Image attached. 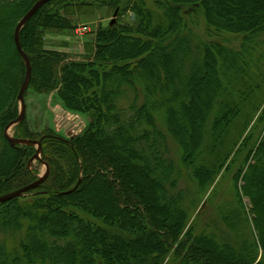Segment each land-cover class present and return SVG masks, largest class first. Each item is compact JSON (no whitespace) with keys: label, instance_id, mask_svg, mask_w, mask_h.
<instances>
[{"label":"trees","instance_id":"obj_1","mask_svg":"<svg viewBox=\"0 0 264 264\" xmlns=\"http://www.w3.org/2000/svg\"><path fill=\"white\" fill-rule=\"evenodd\" d=\"M36 1L0 0V196L37 180L27 168L37 148L12 144L4 136L5 127L18 117L17 95L25 75L13 33ZM81 1L50 0L19 32L20 47L30 63L25 92L33 89L47 94L58 89L65 108L86 115L89 121L73 139L49 130L35 134L26 127L25 117L16 126L14 139L40 141L38 162L47 166L48 174L26 196L1 203L15 205L14 217L9 223L3 221L7 227L0 230L11 228L17 245L8 255L5 241H0V264H123L118 251L143 252L151 248L144 241L149 237L156 240L153 246L157 249H147V253L158 258L165 255L181 234L189 211L177 190L180 167L190 169L196 195H201L236 146L233 141L238 136L235 132L223 139L229 143L225 154L215 149L218 142H208L217 113L233 105L238 117L242 103L254 102L244 111L243 124L259 108L262 87L257 91L254 81L264 87V65L262 55L254 52L264 45L263 14H227V6L217 0H151L153 8L146 0H110L106 6L113 9L125 4L118 18L130 11L134 21L99 28L91 44H85L83 60L46 50L44 33L70 35L76 29L69 15L74 8L89 5ZM194 4L190 12L194 17L188 22L180 6ZM197 13L204 21L206 41L190 26L196 24ZM174 60L178 69L172 71ZM201 73H210V78L205 77L210 95L202 106L192 99L196 76ZM179 81L186 92L183 101L178 97ZM178 108L182 118L176 114ZM180 122L193 125L187 145L177 128ZM172 145L180 152L177 167L165 150ZM211 147L215 157L207 152ZM234 156L238 167L231 174L233 201L243 225L248 219L242 199L250 201L252 228L264 250V105L256 126ZM78 181L72 192L62 194ZM142 187L150 190V198L144 196ZM28 195L31 199L26 201ZM19 200H24L22 205ZM173 214L179 219L175 224L170 222ZM203 246L183 261L187 257V263L195 264H245L217 253L213 245H206L205 250Z\"/></svg>","mask_w":264,"mask_h":264},{"label":"rangeland","instance_id":"obj_2","mask_svg":"<svg viewBox=\"0 0 264 264\" xmlns=\"http://www.w3.org/2000/svg\"><path fill=\"white\" fill-rule=\"evenodd\" d=\"M82 1H84V3H89V5L71 10L72 15H69V23L76 26V29L72 30L69 33L70 35H62L58 33L49 34L47 32L43 34L44 48L46 50H53L57 52L63 51L68 55L70 60H83L87 57L85 53V44H91V41H93L95 37V32L99 28L107 26L114 27L119 22L121 24L132 23L135 19L134 13L130 11H127L124 15H121L118 18L117 15L122 14V11L124 10L125 4L123 2L119 3L116 9H113L112 7L106 6V2L108 4V1L110 0ZM217 1H221L222 4L227 6V14L232 13V15L235 16L245 15L247 13L264 15V0L263 2L262 0ZM146 3L149 8H153L151 0H146ZM212 3L214 4V2ZM195 6V4L180 6L182 16L188 22L194 17L190 15V12ZM196 17V24H190V26L198 37L206 41L202 15L197 13ZM10 24L11 22H8V26H11ZM4 30H6V27ZM228 38L232 39V37ZM256 53L262 55V65H264V45L257 47L254 54ZM170 63L172 71L175 68L178 69V64L175 60L173 63ZM197 76V87L195 89L196 97L192 95V99L195 104L197 103L202 106L210 95V91L208 89L209 84L205 78H210V73H206V76H202V73ZM177 77H179V75H177ZM254 85L257 86L255 87L257 91L260 86L262 89L258 91L257 105L259 104V108L257 112H254L249 121L246 120L242 124L246 115L244 111L250 109L254 102H244L241 106L239 102L240 107L238 108L244 107V109L238 117L234 116L236 114L233 112L235 108L233 105H225L216 115L217 119L214 122L213 127L210 128V138H208V142H218L215 149H218L220 152L225 154V149L228 148L229 143L223 139H226L227 134L233 136L235 132L238 136L237 139L233 141L234 144L232 143L233 146H236L225 160V163L219 167V171L216 172L212 180L206 185L207 187L204 188L201 195H196V187L193 185L194 181L192 182L190 169L184 168L183 166L180 167L182 176H180L177 180V190L182 193V204L188 207L189 211L185 222L183 220L184 225L181 230V234L170 246L168 253L160 256L159 258L156 257L154 253V255L149 252L147 253V249H150V251H156L157 249V247L153 246L156 245V240L149 237L144 239V241L148 246H151V248L146 247L143 252L133 253L125 248L118 251V256H120L123 264L126 262L130 264H195L194 261H188L189 263H187V257L183 261V257H185V255L192 254L194 249H200V244L204 245L202 250H205L206 245H213V249L217 253H221L223 256L228 255L231 260H234V258L239 260L241 259L245 264H256L260 259L264 260V250H262V246L257 241V236L254 234V229L252 228V222L254 223V220L252 212H250V201L248 202V199L244 197L242 199L245 217L248 219L247 224L243 225L241 219L242 217H240L241 213L238 206L235 204V201H233L234 190L233 180H231L232 172L234 173L235 168L238 167V163H235L234 161L236 157L234 156V152L238 145L247 137L248 133L256 126L258 115L264 105V99L262 100L263 97H261L264 87L259 81H254ZM178 89L180 90L178 97L182 98L183 101V98L186 96L182 94L186 95V92L184 85H182V81L179 83ZM57 92L58 89H54L47 94L39 93L33 89H28L25 92L24 103L26 127H28L29 131L38 135L43 133L45 130H49L58 137L73 139L82 133L85 126H87L89 119L86 115L66 109L58 97ZM1 96L2 94L0 92V98ZM176 104H178V102H176L175 105ZM221 113L223 116L219 117V115H222ZM176 114L181 118L183 117V112L182 110H179V108L176 109ZM187 116L188 115L185 112L184 118L187 119ZM18 124L16 123L8 128L7 135L10 139H14L12 136L15 133L16 126ZM195 126H197V123H195ZM177 128L183 134L182 143L185 145L189 144L192 140L191 136L193 133V125L190 122L188 124L180 122L177 124ZM165 150L168 153V157L171 159V163L175 165V162V167L179 166L180 162L177 155L180 152L178 148L176 146L173 147L172 145L165 148ZM121 151L123 150L119 148V152ZM183 151L185 153H189V149L187 148H184ZM207 152L214 156L213 147L207 149ZM37 156V159L32 158L28 161L27 168L29 171L34 172L36 177H41L47 170V166L38 162L40 153H38ZM210 160L213 161V159ZM129 172L134 174L131 170ZM237 185H241V182L237 181ZM141 190L144 196L147 198L151 197L152 194L149 189L142 187ZM26 195L27 193L24 196ZM21 197L18 199H21ZM30 199L31 195H28L25 198L26 201H29ZM23 202L24 200H19L18 204L22 205ZM15 210V205L13 206L7 204L0 206V227H7L4 226V222L7 221L9 223L10 218L14 217ZM168 213L172 212L169 211ZM170 222L175 224L179 222V219L175 218L173 214L170 215ZM1 240L5 241L4 243L6 244L5 247L7 254L11 255V252L15 249L14 246L17 245L11 228H8L7 231L3 229L0 230V241ZM255 242L256 244H254ZM206 251L208 252V250ZM1 258L2 257L0 256V259Z\"/></svg>","mask_w":264,"mask_h":264},{"label":"water","instance_id":"obj_3","mask_svg":"<svg viewBox=\"0 0 264 264\" xmlns=\"http://www.w3.org/2000/svg\"><path fill=\"white\" fill-rule=\"evenodd\" d=\"M49 1L50 0H37L32 5V7L22 16V18L19 20V22L17 23V25H16V27L14 29V33H13L14 45H15L17 53L23 59V62H24V65H25V75H24V80H23V82L21 84V87L19 89L18 96H17V98H18V100L20 102V105H21V112H20V114H19V116L17 117L16 120L10 122L5 127L4 136L7 139H9L8 136H7L8 128L10 126L20 122L24 118L25 105H24V101H23V93L25 92V90L27 88V85H28V82H29V78H30V63H29L28 57L26 56V54L22 51V49L20 47V44H19V32H20L22 26L36 13V11L40 7H42L44 4L49 2ZM9 141L11 143H17V144H30V145H36L38 147L40 146V141H30V140H27V139H9ZM34 158L35 159L38 158L37 154L34 156ZM47 174H48V169L46 170L45 175L42 176V177H39L35 182L30 183L29 185H26L25 187H22V188H20V189H18L16 191H13V192H11L9 194L0 196V203H4V202H7V201H10V200H13V199H16L18 197H21V196L25 195V193H27L29 190H31V189L35 188L36 186H38L39 184H41L45 180ZM78 184H79V181L76 183V185L72 189L63 192L62 194H67V193L72 192L77 187Z\"/></svg>","mask_w":264,"mask_h":264}]
</instances>
